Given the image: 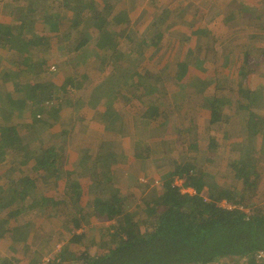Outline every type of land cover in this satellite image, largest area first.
Here are the masks:
<instances>
[{"label":"trees","instance_id":"16d2710c","mask_svg":"<svg viewBox=\"0 0 264 264\" xmlns=\"http://www.w3.org/2000/svg\"><path fill=\"white\" fill-rule=\"evenodd\" d=\"M17 2L15 12L19 11L20 15L15 16L16 21L10 27L0 25V37L8 36L10 43L21 47L26 40L27 44L34 48L49 43L51 45V42L71 43L75 40V33L89 18L93 21L92 29L99 36L97 53L88 49L90 37L83 36L77 40L74 48L62 57L63 61L58 65L61 70L62 65L75 62L86 65L87 68L93 67L91 73L87 70L77 76L68 72L63 83H59L50 77V71L45 74L47 80L43 79L36 85L34 93L39 92L40 98H37L38 102L33 106L38 120H49V115L53 117L59 110L65 111L68 105L72 106V100L82 103L83 98L88 95L77 92L84 90V83L90 76L98 82L103 77L114 74L116 66L125 67L130 60L145 55L147 59L132 76L133 80L142 86V91L136 93L135 90H130L132 99L142 104V126L137 140L140 149L136 156L150 155L153 144L149 143L147 135L161 133L163 129L167 131V128L170 129L174 143H184L192 138L190 146L198 148L200 123L195 121L197 116L190 111H182L187 101L200 106L202 94L210 83L215 82L216 89L219 90L223 75L205 71L203 66L209 57L210 61L217 58L210 55L213 51L212 43L209 40L200 42L190 65L177 59L165 74L153 69L151 63L154 48L164 47L169 28L181 23L177 14L188 7L191 0L181 1L180 4L176 0H147V3H144L148 10L147 17L137 27L132 25L133 13L130 8H126L127 0L121 5L111 0L55 1L44 4V18L34 21L32 31L25 29L27 22L22 18V8L28 9V20H34L31 15L39 14L41 1ZM133 2L137 8L132 9L137 12L143 3L138 0ZM159 3L166 6L163 9L158 8ZM149 26H154V29H148ZM147 30L152 32L145 34ZM258 49L257 46L244 50L239 48L244 52L243 64L240 67L242 72H239V75L249 73L254 65L250 52ZM237 57L234 56L235 59ZM244 70L247 71L243 72ZM197 71L206 73V78H202ZM191 73H196V77L191 78ZM10 79L8 70L0 67V91ZM196 80L202 85L192 86V95L186 96V88L189 89L190 82ZM172 84L177 86L179 92L168 89ZM230 92H234V89L229 90L230 96L226 97L233 96ZM236 93V100L225 98L223 104L218 103V97L205 98L208 101L205 108L210 111L209 134L205 136L208 138L206 144L209 152L214 153L219 149V139L229 140L233 137L234 130L229 124L231 121L224 118V110L233 111L232 113L238 116L241 114L240 110L248 109L249 105L240 97L242 93ZM255 97L254 91L248 92V98L255 100ZM234 102H237V108H234ZM109 104L117 108L121 106L120 96L114 101H109L106 106ZM122 106L129 108V103L125 101ZM180 106L184 107L177 108ZM98 111L96 119L102 120L103 129H118L120 114L109 116L107 111L100 107ZM10 122L0 117V162H3L6 168L5 173L0 174V178L4 180L3 183L0 182V214L7 210L1 219L0 229L7 230L10 224L15 222L21 238L27 239L30 228L35 226L36 222L26 219L25 216L33 209L40 214L49 209L53 215L47 219L56 225L65 224L68 228L64 230L65 233H69L70 240L80 245V250L73 254L78 264H254L255 254L264 250V202L253 205L246 202L249 195L258 194L261 185L258 166H255L257 161L251 157L230 159L228 165L234 172L230 175L232 182L218 185L209 178V175L219 171L212 172V158L206 160V165H200L192 155L179 154L174 169L166 168V174L159 175L160 178L164 177L162 194H159L160 189H153L152 192L156 195L158 193L157 198L153 203H146L133 192L126 197H119L114 193L116 184L112 176L115 175L114 171L120 169L112 170V163L108 160H104V167L98 166L103 159L97 154L84 166V171L94 176L96 185L93 181L91 188L85 191L83 185L78 181L73 183L70 179L65 193L61 194L62 191L56 190L58 192L52 195L42 194V188L48 191L47 183L52 178L50 170L56 171L62 167L63 157L56 152L55 147L26 151L16 139L14 131L12 132L13 125ZM246 123L249 126L250 121L246 120ZM98 143L99 141H96L92 145H86V150L92 151ZM192 152L198 154L199 150ZM249 153L250 151L247 154ZM114 163L113 165H116ZM218 174L225 175L223 172ZM105 177L107 182L103 184ZM176 177L183 178V185L175 183ZM182 188H193L196 193L184 192ZM87 193L96 197L90 204L95 207L92 215L114 220L113 230L103 232V235L97 238L98 248L95 253L88 249L86 233H77L89 219L87 214H84L90 201L84 199ZM223 199L238 208L228 210L220 207L218 203ZM240 206L244 209H240ZM56 255L59 256L58 253ZM36 263L34 260L32 264ZM2 264L11 263L6 259Z\"/></svg>","mask_w":264,"mask_h":264},{"label":"crops","instance_id":"0c3cea01","mask_svg":"<svg viewBox=\"0 0 264 264\" xmlns=\"http://www.w3.org/2000/svg\"><path fill=\"white\" fill-rule=\"evenodd\" d=\"M39 1L42 3L41 10L38 11L39 14L31 15L34 16V20L29 19V21L26 16L30 14L28 9L26 7L22 8V18L27 22L25 28L27 30H34V21H40L44 18L43 6L45 3L50 2V0ZM138 1H141L143 5L139 7L137 12L132 9L137 8V6H134V2H130V0L126 2V8H130L133 13L131 17L134 27L142 23L148 14V10L144 5L145 2L147 3V0ZM14 2L16 6L18 4L17 0H14ZM165 6L166 4L162 5L159 3L158 8L161 7L163 9ZM190 6L191 8L193 6L194 10L186 14V16L191 17V21H189L191 25L189 24V27H185L188 32L184 33L181 31L184 27H181L182 25L169 28L164 47L161 49L154 48L153 57H161V51L165 50L167 41L171 40L174 42L176 40V46H180L182 39H189V52L184 51L185 58L182 61L186 65H190L193 62L197 46L205 40H209L212 43L213 51H211L210 55L217 56V58H213V61H210L209 57L203 66L205 67V71L223 75V80L218 86L219 90L216 89L217 84L215 82L210 83L206 86V90L202 94L200 106L185 101L186 104L182 112L190 111L196 114L195 121L196 123H200L198 136L205 137L209 134L208 127L210 121V111H207L205 108V103L208 102L206 99L209 97H218V101H220L218 103L223 104L225 98L236 100L237 97H234L236 96V91L241 92L240 97L243 102L249 105L248 109L240 110L241 114L238 116L228 109L223 112L224 118L231 121L229 124L232 125L234 130L233 137L229 139V141H232L229 147L232 153L228 155V158L237 160L243 157H251L252 160L257 161V165L255 162V166H258L257 171L259 176H261L260 184L264 191V91L262 90L264 89V0H191ZM202 8L207 9V14L203 12L205 11L204 9L201 10ZM200 14L202 15V19L206 18L207 21L203 20L202 23H198L200 22L198 20ZM17 15H20V12L16 10ZM192 18H195V20L193 21ZM14 21H16V17L12 19L11 23L5 24L0 22V25L10 27ZM185 22L189 23L186 19ZM199 28L201 30H198ZM96 38L95 44L88 43V49L94 51V53H97L96 49L98 47L99 36L97 35ZM75 40L71 43L67 42L62 44L51 42V45L49 43V45L44 44L34 48L33 46H29L26 40L25 42L23 41L20 47L10 43L8 36L0 37V67L6 68L11 74V79L4 83L0 91V117L5 121H11L10 124L13 125L12 132L14 131L16 139L22 143L26 151H33L40 147H55L56 152L63 157V166L56 171L50 170L52 178L47 183L46 188L48 191L42 188V194L52 195L58 192L56 190H62L61 194L65 193L70 179L73 183L78 181L83 185L85 191L91 188L93 181L96 185L94 176L84 171V166L94 158V155L93 157L89 155L90 157L88 158L83 154V151H85L84 148H88H86V145H83V140H89L88 136L90 133H99V137L103 136L99 143L105 145V148H109L110 151L107 150L106 155L111 156L108 161L112 163V169H120L119 171H114L115 175L112 176L116 184L114 193L118 194L119 197H126L131 192L137 196V192H139L137 190L139 189L138 187L143 186L136 179L129 183L128 175L126 174L128 170L135 173L136 168H138L139 176H144L147 182L148 180H161L164 177L160 178V173L165 175L164 170L166 168L173 170L179 154H188L191 156L193 154L192 151L199 150L198 154L202 155L206 151L208 146L207 144L202 145L200 138L198 148H192L190 146V140L192 141V138L186 140L184 143H174L170 136V129L167 128V131L163 129L161 133L154 132L147 135L149 143L153 144L152 146L154 147L151 148L150 155L147 157L136 156L137 151L140 149L137 145V140L140 136H138L139 133L133 135L131 132L133 129H139L138 131L140 132L141 119L136 120L140 116L137 115L135 108L130 103L133 101L130 90H135L136 93H141L142 91V86L138 82H135L132 76L147 59L143 55L129 61L125 68L130 70V73L126 74V76L122 77L117 74L119 72L118 67L121 66H116L114 74H109L98 82H95L93 80L94 78L90 76V79L84 83V90L76 91L77 93H86L88 95L83 98L82 103L72 100V106L68 105L65 111L63 109L61 111L59 110L58 114L53 116L54 118L49 115V120H38L35 117L33 105L38 102L37 98L39 99L40 96L38 94L39 92L34 93V91L40 81H43V79L47 80L45 77L46 73L52 71L50 77L55 78L54 81L56 82L63 83L65 75L68 72H71V75L72 73L81 75L87 70L90 73L93 71V67L87 68L86 65L76 64L75 62H68V65H62L61 70H59L58 65L63 61L62 57L74 48L75 43H78ZM63 45L66 46L67 50L63 49ZM251 46H257L259 48L258 50L250 52L254 60V65L250 68L247 75H239V72H242L240 67L244 60V52L240 50ZM34 51L36 54H32ZM55 52L58 54L55 55ZM235 52L238 53L235 54ZM175 55L174 53L166 66L167 71L176 62ZM235 55L238 56L236 59L234 58ZM225 62L228 63L225 64ZM153 64H157V60L153 61ZM155 70L161 71L160 67H155ZM192 70L194 71L193 68ZM245 71L247 70L243 72ZM204 74L207 75L206 73ZM202 78L206 77L202 75ZM190 84V88H186L185 90L186 96L192 95V86L202 85L198 80L191 81ZM169 88L179 92L175 84L169 85ZM231 89H234V92H230L233 96L226 97L230 96L228 92ZM250 91L256 93L255 100L248 98V92ZM118 95L121 99V106L118 108L110 106V104L106 106L112 99L114 101ZM125 101L129 103V108H123L122 105ZM233 106L237 108V102H234ZM99 107L103 111L106 110L109 116L115 113L120 114L121 121L117 123L118 129H103L104 124L102 120L96 119L99 114ZM246 120L250 121L249 126ZM204 121L206 122L204 124L205 127H203ZM87 125H90V127H87ZM70 137L74 138L75 146L73 144H65ZM127 138L135 140L134 142L132 141L130 149H128L127 143H125ZM167 147H171V151H167ZM249 151L250 153L247 154ZM124 155H126V158H124ZM115 156L118 158H114ZM113 163L116 165H113ZM118 165L121 167L117 168ZM157 168H159V171ZM229 175L232 174L230 173ZM106 182L105 177L103 184ZM133 184H136L137 187ZM84 197L88 198V200L91 198L96 199L95 195H90V193L85 194ZM88 204L84 214L92 216L91 212L94 211L95 207L90 205L91 201ZM45 214L46 217H49L53 215V212L48 209L45 211ZM103 219L108 226L104 228V222L100 219L96 220V223L103 222L98 229V234H100V231L107 232L108 230H113L114 220L105 217ZM88 221L91 220L87 219ZM43 224L45 223L41 222L40 224L32 226L30 232L38 230L39 225L41 226ZM14 226L16 227V225ZM55 228L58 231L55 235L58 238L64 237L62 243L65 242L67 244L64 247V254L62 253L60 264H78L72 259V255L70 254L75 253V250H77L76 246H79L70 240L69 233H65L64 230L68 228H66L65 224L55 225ZM80 229L77 233H82ZM48 238L52 239L45 234L37 242L38 244L40 242L44 243Z\"/></svg>","mask_w":264,"mask_h":264},{"label":"rangeland","instance_id":"374dc122","mask_svg":"<svg viewBox=\"0 0 264 264\" xmlns=\"http://www.w3.org/2000/svg\"><path fill=\"white\" fill-rule=\"evenodd\" d=\"M55 1H63V0H50V2H55ZM111 1L112 2H119L120 5L124 2V0L123 1L122 0H111ZM170 1L171 0H166V2H170ZM181 1L183 2L184 0H176V2L178 4H180ZM50 2H47V3H50ZM130 2H133V1L130 0ZM190 5L191 4H189L188 7H186L183 11H180V13L177 14V18H179L180 22H181V24H179V25H182L181 27L184 26L181 30L184 33L188 32V30L185 29V27L186 26L189 27V24L191 25V23L189 22V21H191V17L186 16L187 13H190L194 10V7L192 6V8H191ZM15 7H17V5L15 6L14 0H0V22L1 23H5V24L11 23L12 19L15 18V16H16V12H15L16 8ZM203 9L205 10V8H202L201 10H203ZM203 12L207 14V9ZM173 17L176 18L175 16H173ZM185 19L189 23H186ZM192 20L194 21L195 18H192ZM198 20L200 21L198 23H202L203 20L207 21L206 18L202 19L201 14L198 17ZM91 25H92V19H87V21L84 22L81 29L75 33V38H74V39H76L75 41L80 40L81 38H83V36H89L90 37V44H95L96 39H97L96 38L97 35H96V32L92 29ZM149 28L154 29V26H149L148 29ZM198 30H201V29L199 28ZM134 31H135V29H134ZM177 31H180V30H177ZM151 32H152V30H147V31H145V34H150ZM189 43H190L189 39H182L181 45L176 46V40H174V42H172L171 40L167 41V46H166L165 50L161 51V54H160L161 57H158V58L153 57L154 53L152 54V56H151L152 68L155 69V67L156 68L160 67L161 72L165 74L167 71L166 66L169 63L170 58L173 57L174 53L176 54L174 56L175 59L182 60L185 58L184 51L189 52V48H190ZM63 49L67 50L65 45H63ZM96 52H97V49H96ZM57 54L58 53H56L55 55H57ZM177 54H179V55H177ZM143 56H145V55H143ZM127 60L129 61V59H127ZM155 60H157V64L154 65L153 61H155ZM125 67H118L119 72H117V74H119L120 76L123 77V76H126V74L130 73V70L126 69ZM53 68H55V66H53ZM152 68H151V70H153ZM121 72H122V74H121ZM194 72H196V71H194ZM197 72L200 75H204V77H206V75L204 73L199 72V71H197ZM195 74H191V78L193 76L195 78L196 77ZM130 103L135 108V110H136L135 112L137 113V115L140 116V113L142 112V110H141L142 104L136 102L135 100H133ZM182 107H184V106H180L177 108H182ZM140 119L141 118L139 117L136 120H140ZM64 120H66V119H64ZM205 123L206 122L204 121L203 127H205V125H204ZM141 126H142V124H141ZM138 130L139 129H133L131 133L133 135H136L137 133H140ZM98 135H99V133L98 134L90 133V135L88 136L89 140H85V141L83 140V143H84L83 145H92V143L94 144L96 141H100L103 138V136L99 137ZM73 139H74L73 137H70L65 142V144H68V145L73 144L74 145L75 141ZM169 140L171 141V139H169ZM132 141L134 142L135 140H132V139L130 140L129 138L126 139L125 143H127L128 149L131 148ZM200 141L202 142V145H204L208 142V138L207 137H200ZM231 142H232L231 140L229 141V140L219 139L218 140L219 149L217 148L214 153L209 152V150L206 149L207 151L205 153H203L202 155L196 154V153L192 154V156L199 161L200 165L201 164L206 165V160L212 158V172H215L217 170H219V171L216 174L213 173V174L209 175V178L218 185L231 184V182H232V177L229 174L233 173V172H232L231 168H229V165H228L229 160H230V158H228V155L230 153H232L229 149ZM78 144H79V142H78ZM104 146L105 145L98 143V145L95 149H93L92 151L85 149V151H87V153H85V151H83L84 152L83 154L85 156H87L88 158L90 157L89 155H92V157H93V155L97 156V154L101 155L103 160H101L99 162V164L101 167H104L105 166L104 160H110V157H111L110 155H108V156L106 155L107 152L110 150H109V148H107V147L105 148ZM168 146H171V145H168ZM152 148H154V147H152ZM167 151H171V147H167ZM76 153L77 152L75 151V154ZM114 158H116V157H114ZM119 167H121V166L118 165L117 168H119ZM157 169L159 171V168H157ZM5 170H6V168H4V163L0 162V174H4ZM220 172L221 173L223 172L225 175L224 176L219 175L218 173H220ZM126 174L128 175L129 183L133 182L135 179L138 180L140 183H142L143 186H139L138 187L139 189H137V190H139V192H137V195L139 197L143 198L140 200H144V201H146V203H153V201L156 200L158 193L156 195L155 192H152L153 189H155V188L160 189L159 194H162V191H164V182L162 179L161 180L155 179L154 181L148 180V182H147V180L144 176H141V175L139 176L138 168H136L135 173L132 172L131 170H128L126 172ZM181 179L183 180V178H181V177L175 178V183L179 186L183 185V182H181ZM3 181H4L3 178H0V182L3 183ZM133 185H135V187H137L136 184H133ZM182 189L183 190H189L187 188H182ZM63 190H64V188H63ZM59 191H62V190H59ZM257 193L258 194H256L255 196L249 195L246 199V202L249 204L252 203V205H253V203L256 204V203L264 202V191L262 190V185H260V191ZM85 200L88 201V198H86ZM93 200H94L93 198L90 199V201H93ZM247 203H245V204H247ZM161 209H163L162 206H161ZM246 210H248V208H246ZM6 213H7V210L0 214V223H1V219L6 215ZM45 215H46L45 212L43 214H40L36 210L33 209L28 215L25 216L26 219L35 220L36 225L40 224L41 222L45 223L41 226L39 225L38 230L31 231L30 235L28 236L27 239L21 238V234L18 232V227H17L15 222H12L10 224V227L7 230L0 229V264H2L6 259H9V262L11 264H32L34 262V260H36V262H38L41 260V258L44 255L45 256L46 255H53L54 253L59 254V256H57L55 254V264H60V262L62 260V253L64 254V247L67 244H65V242L62 243V240L64 241V239H63L64 237L58 238L55 235V233L58 232V231H56L57 229L55 228L56 224L51 222V220L47 219L48 217H46ZM102 217L104 218V216H102ZM102 217L101 216L97 217L95 215L88 216V218L91 221L85 222L82 229H80V232L86 233V240L85 241L88 243V249L92 253H95L97 251V248H98L97 238L99 237V235H103V232H105V231H100V234H98V231H99L98 229L100 228V225H102L104 222V219ZM97 218H99L103 222L96 223V220H99ZM48 221H49V224H48ZM14 225H16V227ZM107 226H108V224H105V222H104V228ZM45 234H46V236H50L52 239H47L44 241V243L40 242V244H38L37 240H41ZM67 237H69V235H67ZM78 246L79 247L76 246V248H77V250H75L76 252H78L80 250V245H78ZM75 253L73 252V254H75ZM73 254H70V255H72V259H74ZM15 259H17V260H15ZM244 262H246V260H244Z\"/></svg>","mask_w":264,"mask_h":264},{"label":"built area","instance_id":"2783aa9c","mask_svg":"<svg viewBox=\"0 0 264 264\" xmlns=\"http://www.w3.org/2000/svg\"><path fill=\"white\" fill-rule=\"evenodd\" d=\"M181 182H183V180L181 179ZM189 190H183L184 192L188 191L191 192L192 194H195L196 191L193 188H187ZM218 205L220 207H223L225 209L228 210H232V209H237V205L228 202L227 200L223 199L221 200ZM240 209H244L243 206L239 207ZM54 255V256H53ZM53 255H44L40 261H38L36 264H55V253ZM254 264H264V250H260L258 253L255 254V260H254Z\"/></svg>","mask_w":264,"mask_h":264}]
</instances>
